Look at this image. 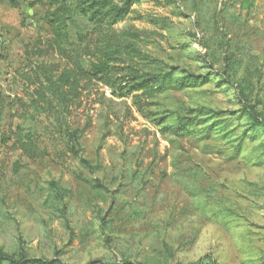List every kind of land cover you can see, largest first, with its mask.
Here are the masks:
<instances>
[{
	"label": "rangeland",
	"instance_id": "1",
	"mask_svg": "<svg viewBox=\"0 0 264 264\" xmlns=\"http://www.w3.org/2000/svg\"><path fill=\"white\" fill-rule=\"evenodd\" d=\"M192 1L142 0L118 27L145 31L144 48L165 64L228 70L264 119V0H198L199 11ZM30 2L0 0V248L68 263L264 264V164L257 160L264 129L236 156L247 119H238L237 93L220 79L166 91L145 113L109 92L103 103L86 101L73 118L78 145H66L42 118L35 129L48 148L43 159L1 144L20 122L8 104L22 94L25 48L50 36L47 8ZM201 107L219 112L225 127L211 138L178 137L157 125L161 116L173 123Z\"/></svg>",
	"mask_w": 264,
	"mask_h": 264
},
{
	"label": "trees",
	"instance_id": "2",
	"mask_svg": "<svg viewBox=\"0 0 264 264\" xmlns=\"http://www.w3.org/2000/svg\"><path fill=\"white\" fill-rule=\"evenodd\" d=\"M141 1L31 0V6L47 8L43 20L50 36L40 35L31 47L25 48L27 64L19 72L22 94L16 95L8 104L14 111L11 118H19L20 122L10 125L1 136V144L21 151L31 160L43 159L48 148L42 146L39 132L35 129L42 118L52 123L54 134L59 135V139H66V145H78L82 130L73 118L86 101L103 103L109 92L115 98H132L138 111L145 113V109L153 105L151 101L160 94L169 90H185L195 84L206 85L212 79H220L214 83L235 89L241 105L235 113L239 114L238 119H247L238 138L236 156L242 154L245 139L252 141L258 138L259 129H264L262 114L248 94L232 81L228 70L193 73L178 65L165 64L144 48L145 31L134 26L118 27L134 13L135 5ZM192 2H195V10L199 11L196 3L199 1ZM151 23L157 24L154 19ZM196 112L198 114L194 116ZM218 114L202 107L198 110L190 108L189 114L175 116L173 123L161 116L157 125H163L161 130L164 133L170 132L178 137L199 132V137L208 139L225 128L222 122L215 120ZM68 149L85 169H94L76 146ZM257 160L264 164V154L257 156ZM51 185L55 192L60 189L57 182ZM0 264L144 263L128 259L68 263L58 257L30 256L0 248ZM197 264L216 262L207 258Z\"/></svg>",
	"mask_w": 264,
	"mask_h": 264
}]
</instances>
